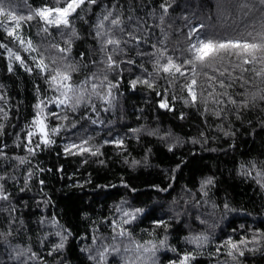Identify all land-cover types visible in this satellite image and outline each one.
Returning a JSON list of instances; mask_svg holds the SVG:
<instances>
[{"label": "trees", "instance_id": "trees-1", "mask_svg": "<svg viewBox=\"0 0 264 264\" xmlns=\"http://www.w3.org/2000/svg\"><path fill=\"white\" fill-rule=\"evenodd\" d=\"M45 6L63 0H0L23 59L0 47V264H264V2L85 0L67 27ZM201 41L261 47L186 63ZM56 71L75 110L50 103ZM37 105L51 144L28 143Z\"/></svg>", "mask_w": 264, "mask_h": 264}, {"label": "snow or ice", "instance_id": "snow-or-ice-1", "mask_svg": "<svg viewBox=\"0 0 264 264\" xmlns=\"http://www.w3.org/2000/svg\"><path fill=\"white\" fill-rule=\"evenodd\" d=\"M85 0H63V6L62 7H55V8H49L47 6L37 9L36 10V15L39 16L41 19H43L47 24L50 25H55L57 27L63 25L65 27L69 26V17L72 16L73 13H75L77 11L78 8H80V6L82 4H84ZM91 3H95V0H90ZM262 2H264V0H262ZM4 12V9L2 7H0V14H2ZM109 15H111V13H109ZM55 16V18H50ZM8 18L10 20L16 21L17 18L12 15L11 13H9ZM21 19H23L21 17ZM28 19H32V16H29ZM105 20L108 19V16L104 17ZM111 23L113 25H118L119 24V20H112ZM102 26V24H101ZM17 27H19V24L17 22ZM8 34L14 35L15 31H9ZM17 39L20 40L21 45L24 44V41L17 37ZM108 44H115L118 45L120 43V41L118 40H108L107 41ZM0 47H4L6 48V50L9 53V56L14 57L15 60L23 63V59L19 54L13 53L11 49H7L6 45H0ZM226 47H232V48H240L244 51H250V50H255L259 47H261V45H258L256 43H243L241 44L240 42H232L229 41L227 43H220V44H213V42L208 41V42H199V45H192L191 51H193V60H189L186 61V63H194V61H204L205 58H207L210 54H212L215 50H219V49H223ZM28 48L31 49L32 51H35V49L31 48V41H28ZM63 51V49H62ZM110 61L109 66H111L112 63V58L109 57L108 58ZM246 63L248 61H245ZM36 68L42 70V71H48V65L45 64L44 60L41 58L36 62ZM173 68H175L176 72H180V66L175 65L171 59V57H169L168 59V63L166 65L163 66V71L164 72H170ZM31 70V69H29ZM181 75H183V73H181ZM71 80V76L67 73V72H59L56 71V74L51 76V81L56 83L59 82V86L57 88V90L60 92V95L57 96L55 99H53L52 101H50V103L55 104L57 107L59 106H65V107H71L73 110H75V107L77 105H79L81 103V101L83 100V95L82 94H77L76 90L73 88V86L70 83H67V81ZM145 83H147V81H144ZM133 84H135V81L133 82ZM196 84V81L193 79L191 81V83H189L187 85L189 94L192 96V99L195 100V92L193 91V86ZM114 87V85H110L109 88ZM93 90H95L96 85L93 84L92 85ZM41 105H44V102H41ZM41 105H37L38 108H40V111L36 113L33 121H32V126L36 129H38V133L37 132H33V131H29L27 133V139H28V143L32 142V137L34 135L39 134V143H43V144H51L53 141L49 138L50 132L52 134H55L59 131V129L57 128H53L50 130L47 128V124H46V120H47V115L45 114L44 116H41V112H43V107H41ZM46 106V105H45ZM160 107L165 108L168 107L166 102L161 103ZM50 115L56 116V113H50ZM93 123H96V121H92ZM39 146V144L37 145ZM72 147H78L77 145H72ZM66 151H69L68 148L65 149ZM29 151H32L31 148H29ZM80 151H88V149L86 148H81ZM6 198V197H5ZM141 210L140 209H136L135 213H139ZM135 213H125V216H129L131 215L132 218H135ZM128 221L125 220L124 223H127ZM118 235L120 236H124L126 235V233L124 231H120L118 233ZM194 241H202V240H206L207 237H194L193 238ZM163 243V241L161 242ZM138 247H142V246H138ZM233 247H235V245H233ZM115 251H118V249H114ZM145 252L149 251V249L145 248L144 249ZM190 259L189 256H184L181 258L180 264H187L188 260Z\"/></svg>", "mask_w": 264, "mask_h": 264}, {"label": "rangeland", "instance_id": "rangeland-1", "mask_svg": "<svg viewBox=\"0 0 264 264\" xmlns=\"http://www.w3.org/2000/svg\"><path fill=\"white\" fill-rule=\"evenodd\" d=\"M34 131H38V129L34 128Z\"/></svg>", "mask_w": 264, "mask_h": 264}]
</instances>
